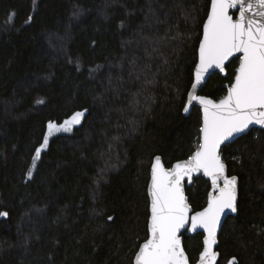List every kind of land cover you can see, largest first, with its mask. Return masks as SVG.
Listing matches in <instances>:
<instances>
[{"label":"trees","instance_id":"trees-1","mask_svg":"<svg viewBox=\"0 0 264 264\" xmlns=\"http://www.w3.org/2000/svg\"><path fill=\"white\" fill-rule=\"evenodd\" d=\"M210 2L0 0V264H133L148 238L154 157L171 167L199 142L201 110H183ZM238 65L200 93L223 97ZM84 110L33 168L48 122ZM222 153L240 185L218 264H264V130ZM210 189L203 176L187 187L195 211ZM203 238L185 235L192 264Z\"/></svg>","mask_w":264,"mask_h":264},{"label":"snow or ice","instance_id":"snow-or-ice-1","mask_svg":"<svg viewBox=\"0 0 264 264\" xmlns=\"http://www.w3.org/2000/svg\"><path fill=\"white\" fill-rule=\"evenodd\" d=\"M230 10L236 11L235 18ZM14 16L11 13L9 21ZM31 19L29 16V22ZM238 53L239 67L225 97L216 102L195 94L206 74H210L209 69L224 72L226 62ZM192 89L188 103L196 101L203 108L199 142L187 160L177 162L171 169L164 168L160 156L155 157L149 186V237L135 254V264H189L179 234L182 229L195 232L198 228L207 232L200 264H215L217 253L212 246L217 243L221 217L236 213L238 205L237 177L225 175L221 146L233 141L251 124L264 125V0H211ZM86 111L75 112L60 124L48 122L43 142L35 150L33 168L49 137L60 131H71L73 125L80 124ZM184 111L187 113L189 108L186 106ZM200 172L211 178L213 192L209 193L207 207L190 216L182 182L187 178L191 183L193 174ZM26 175L31 178L32 169ZM7 215L0 212V217ZM189 224L190 228H186ZM229 264H235V258Z\"/></svg>","mask_w":264,"mask_h":264},{"label":"water","instance_id":"water-1","mask_svg":"<svg viewBox=\"0 0 264 264\" xmlns=\"http://www.w3.org/2000/svg\"><path fill=\"white\" fill-rule=\"evenodd\" d=\"M210 3H211V2H210ZM209 10H210V7H209ZM230 13L233 14V16H234V18H235V16H236V11H235V10H230ZM206 19H207V17H206ZM206 19H205V21H206ZM205 21H204V22H205ZM203 24H204V23H203ZM202 36H203V29H202ZM202 36H201V39H202ZM201 39H200V40H201ZM199 43H200V42H199ZM239 55H240L239 53L236 54L235 57L230 58V60H229L228 62H226V67H225V71H224V72H221L219 69H209V73H210V74H206V76H205V81L202 82V84H201L200 86L197 87V89L195 90V94H196V95H199V96H205V97H208V98H210V99H212L213 101H216V102H219L223 97H225V96L227 95V93H226L223 97H221V98H219V99H214V98H212V97H210V96L203 95V94H201L200 92H201V89L203 88V86L206 84V82L209 80V78H210L214 73H220L222 76H226V75L228 74V70H227L228 65L230 64V62H231L233 59L237 58ZM198 62H199V46H198V59H197V63H198ZM197 63H196V65H197ZM196 65H195V68H194V77H193V82H192V84H193L194 81H195V69H196ZM238 67H239V65H238ZM238 67H237V68H238ZM237 68H236V69H237ZM234 77H235V76H234ZM233 81H234V80H233ZM230 85H231V84H229V83L226 84L227 91H228V87H229ZM191 91H193V89H192V85H191V87H190V89H189V92H191ZM189 92H188V95H187L186 104H185V106H184V109H185V107L187 106V107L189 108V111L186 113V112L183 110V112H184V114H185L186 116H188V115L192 112V110H193L194 107H199L200 110H201V113H202V120H203V108H202V106L199 105V103L196 102V101H193L191 104L188 103V101H189ZM252 129H261V130H264V125L251 124V125H249L248 129L245 130V132H243V133L239 134L238 136H236L235 139H234L233 141H231V142H227L225 145H222V146H221V158H222V160H223V162L225 163V166H226L225 175H227L228 177H231V176H236V177H237V199H238V202H239V185H240V180H239V177H238L236 174H230V172H229V168H228V165H227V163L224 161L222 150H223L224 146H226V145H228V144L234 142V141L237 140L238 138H240V137H242V136L248 134L249 131L252 130ZM200 135H201V134H200ZM156 156H160V157H161V162H162V164H163V166H164L165 169H171V168H172L177 162L184 161V160H187V159H188V158H187V159H183V160L176 161V162H174V164H173L171 167H167L166 164H165L164 161H163L162 156H161V155H156ZM156 156H155V157H156ZM155 157H154V159H153L152 164H153L154 161H155ZM151 169H152V165H151ZM200 176H203L204 178L208 179V180L210 181V183H211V178L208 177V176H206V175H204L203 172L193 174L192 182H191V183L188 182L187 178H185V180L182 182V183L184 184V192H185V195H186V197L188 198V203H189L190 208H191V211H190V213H189L190 216H191V215H194L196 212H200V211H202L205 207H207V205H206L204 208L195 211L194 208L192 207V205L190 204L189 197H188V195H187V187H190V186L194 183L195 178H198V177H200ZM150 184H151V170H150V180H149V184H148V196H149V201H150V205H151V196H150V193H149V186H150ZM221 186H223L222 183H221ZM210 192H213L212 184H211V189H210L209 193H210ZM208 198H209V194H208ZM207 204H208V201H207ZM149 210H150V207H149ZM237 214H238V205H237V212H236V213H231V212H229L227 215H223V216L221 217V222H220L219 227L217 228V234H216V240H217V243H216L215 245L212 246V250H213L214 252L217 253V257H216L215 264H218L219 259H220V252L218 251L219 236H220L221 230H222V228H223V225H224V223H225V220H226L229 216H236ZM150 215H151V212H150V214H149V220H150ZM149 220H148V225H149ZM186 228H190V224H189V225H186ZM197 233H203V234H204V237L207 235V232H206L203 228H198L195 232H193V231H186V230L182 229V230H181V233L179 234V235H180V238H181V244H182V247L184 248V251H185L186 255L188 256L189 264H192V262L190 261L189 255H188V253H187V251H186V249H185V246H184L185 235H187V236H192V235H195V234H197ZM148 237H149V228H148ZM203 241H204V238H203ZM143 243H144V241L141 243V245H142ZM203 248H204V243H203ZM138 251H139V249H138ZM138 251H137V252H138ZM202 251H203V249H202ZM202 251H201V252H202ZM137 252H136V253H137ZM201 252H200V253H201ZM233 258H235V264H239V263H238V259H237L236 257H232L230 260H232ZM230 260H229V261H230ZM229 261H228L227 264H229ZM133 264H135V257H134V262H133ZM194 264H200V254H199L198 260H197Z\"/></svg>","mask_w":264,"mask_h":264},{"label":"rangeland","instance_id":"rangeland-1","mask_svg":"<svg viewBox=\"0 0 264 264\" xmlns=\"http://www.w3.org/2000/svg\"><path fill=\"white\" fill-rule=\"evenodd\" d=\"M83 118V117H82ZM82 118H81V120H82ZM78 125V124H77ZM76 125H73L72 126V130H73V128L75 127ZM72 130L71 131H60V132H58V133H55L54 135H52V136H50L49 137V141H50V139L52 138V137H54L55 135H58V134H62V133H71L72 132ZM49 143V142H48Z\"/></svg>","mask_w":264,"mask_h":264}]
</instances>
